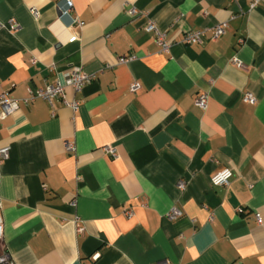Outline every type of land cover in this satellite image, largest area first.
Instances as JSON below:
<instances>
[{"label":"crops","instance_id":"crops-1","mask_svg":"<svg viewBox=\"0 0 264 264\" xmlns=\"http://www.w3.org/2000/svg\"><path fill=\"white\" fill-rule=\"evenodd\" d=\"M72 2L0 0V24L17 22L0 28V93L19 101L0 118V248L16 264H264V2ZM200 29L203 41H183ZM75 67L96 75L65 88L76 110L25 101ZM224 168L229 184L211 183Z\"/></svg>","mask_w":264,"mask_h":264},{"label":"built area","instance_id":"built-area-1","mask_svg":"<svg viewBox=\"0 0 264 264\" xmlns=\"http://www.w3.org/2000/svg\"><path fill=\"white\" fill-rule=\"evenodd\" d=\"M67 3V9L65 12H69L72 8L73 2L72 0H65ZM264 0H251V7H255L259 5L260 3H263ZM33 15L36 17L39 15V11L35 8L31 9ZM129 14L131 16H139L142 14L138 9L135 7H130L128 10ZM4 26H10L11 29L17 28V22L15 19H10L7 23L0 24V28ZM227 27V23L223 22L214 27L213 30V38L216 39L220 36H222L225 33ZM145 29L148 32H154L156 35V42L161 47L162 50L167 51L169 49V41L166 38V33L164 31H161L158 29L157 25L152 19H148ZM203 34L204 31L202 29L200 30H191L184 34L183 41L185 43H196L203 41ZM128 58L121 57L119 59L120 62L127 61ZM232 61L236 63L238 66H242V62L237 58L233 57ZM96 77L95 73H89L84 71L81 68H73L70 71H67L64 73L62 79L56 80L54 83H51L46 86L44 89H37L32 90L31 95L29 98L25 99V101L33 100L36 97H42L47 99L49 102L52 101L54 97H60L62 98L63 102L70 106L73 110H76L79 107V101L77 99L73 101H67L65 98V88L67 86H72L76 91H80L83 89V87L89 83L91 80H93ZM141 88V84L138 81H133L130 85V90L132 92H136ZM243 101L248 103H254L255 97L254 95L247 91L243 93ZM208 103V93L206 92H200L195 98V105L199 108L205 109L207 107ZM19 108V101L16 98L11 97L7 92H1L0 93V118H3L7 115H10L14 111H16ZM67 148L73 149V144L69 143L67 144ZM105 151L110 154L112 157L117 156V151L113 146H106ZM10 153V146H0V166L1 164L9 157ZM233 172L230 168H224L216 173H214L211 176V183L214 185H228L230 182V178L232 177ZM0 183H1V173H0ZM178 187L180 189H184L186 187V182L184 180L178 181ZM75 203V201L73 202ZM1 197H0V246L3 244V219L1 214ZM240 212H242V208L240 207L238 209ZM126 213L128 215H131L132 212L130 210H127ZM167 217L171 220L177 219L180 216L183 215L182 209L179 207L173 206L171 209L166 213ZM255 218L258 223H261L262 217L259 212L255 213ZM0 264H16L12 258L11 255L5 250L0 248ZM160 264H168V262L160 263Z\"/></svg>","mask_w":264,"mask_h":264}]
</instances>
